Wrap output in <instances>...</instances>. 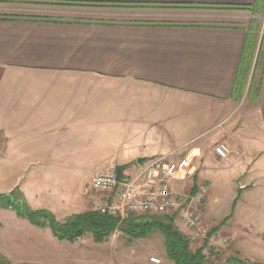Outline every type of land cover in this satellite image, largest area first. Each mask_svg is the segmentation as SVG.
<instances>
[{"label": "crops", "instance_id": "obj_1", "mask_svg": "<svg viewBox=\"0 0 264 264\" xmlns=\"http://www.w3.org/2000/svg\"><path fill=\"white\" fill-rule=\"evenodd\" d=\"M5 2L42 11L0 9V194L17 190L35 210L24 181L42 178L34 167L47 163L55 170L51 179L82 180L99 167L83 159H110L121 174L138 159H208L199 177L219 159L244 183L235 187L240 206L235 211L233 203L225 215L223 233L243 259L264 264V77L253 105L237 107L234 91L248 28L227 23L226 15L125 20L92 13L127 5L228 14L256 0H0V6ZM79 9L92 12L71 11ZM218 145L235 153L230 161L214 153ZM0 222L14 236L22 224L33 227L1 208ZM0 253L9 264H69L45 252ZM159 259L173 264L165 249Z\"/></svg>", "mask_w": 264, "mask_h": 264}, {"label": "rangeland", "instance_id": "obj_2", "mask_svg": "<svg viewBox=\"0 0 264 264\" xmlns=\"http://www.w3.org/2000/svg\"><path fill=\"white\" fill-rule=\"evenodd\" d=\"M4 4H10L0 6V9L5 13H12V11H42V8L37 7L33 8L21 5L14 6L12 2H5ZM109 8L108 10L111 11L98 10L92 12L90 10L81 11L80 9L71 11H80L78 12L79 14L92 12L100 14L99 17L102 18H107L108 14H116L114 19L120 18L125 20L143 18L158 19L160 17L173 18V15H183L182 17L175 16L180 17V20L189 18L197 19V17L201 19H212L209 18L210 16L208 15H216L215 17H217V15H226V19H229L227 23L232 22L231 24L238 23L246 26L251 40L255 42V49L252 52V59H247L244 64L243 68L248 70V74L244 83H240L238 85L235 97H238L236 98V106L239 108H245L246 106L253 105V101L256 100L255 98H257L258 91L260 90L262 84H260V82L264 77V0H258V2H256V4L250 9H227V12H233L228 14H204L196 10L178 12L177 10L168 9H155L157 11L151 12L149 9L152 8H145V6H122L113 7V9ZM55 10L59 14L60 12L69 11L63 9ZM155 15H158L159 17ZM259 51L260 55L257 58V53ZM185 157L189 160V169L193 171V177L188 180L173 183L172 189L179 194H192L191 190L194 186H196V189L199 186H203L206 193L202 206L199 209L201 223L207 233L215 234L217 237L226 241V246L224 247L211 246L210 248H207L205 245L203 247L205 252L203 253L202 250V255L207 259L209 264H231L235 259H239L247 263H253L250 260L243 259L232 244L233 239L231 236L223 233V230H225L223 227L226 223V218H224L225 215L230 213L233 203L235 211L240 206V200L235 202V199L238 197V190L235 187L240 183L244 184L243 181L237 177V174L234 171V168H231V165H221L219 163V159H211L212 163L208 164V168H206L204 174L205 176L199 177L197 173L202 170L204 160L206 161L208 159H192L193 157ZM221 160L227 162L231 159ZM83 161L85 164L87 162H92L93 164L97 162L99 167L97 168L98 170L91 176H87V174H85L86 178L82 180L51 179L50 177L55 176L53 173L55 170L51 168V165L48 163L45 165H36L34 167V171L38 177L42 178L34 179L30 183H28L29 181H24L25 185H30L29 191H27L30 206H34L35 210L36 208L48 207L53 211L55 217L59 220L63 216L74 212H93L91 209L92 204L102 197L95 194L85 195L83 193L85 186L92 180L95 174L97 175L105 170H114L117 173V166H119V164L112 162L110 159H83ZM124 166L128 167V171L122 174H134L138 167L136 161ZM57 174L60 175L59 173ZM23 200L25 201V199ZM158 217L146 215L137 216L132 219L144 221ZM2 223L3 222H0V252L2 251L3 253L5 251L11 254L17 253V251H20V253L45 252L52 258L51 261L62 260L63 262H67L69 264L76 262L79 264H145V262L152 264L150 259H159L165 249L163 246V238L157 231L151 232L145 241H143V239L129 240L119 230H117L100 244L94 243L91 234H85L76 242L69 243L67 241H57L47 228H37L34 226L27 227L24 224H22L21 227H18V233L14 236L10 234V230H5ZM174 225L177 231L189 240L192 250H195L205 244L203 242L204 240L199 236L196 239L191 240V237L194 235L193 231L182 227L176 220H174ZM20 230L22 231V234ZM0 259L5 260V258L1 256V253Z\"/></svg>", "mask_w": 264, "mask_h": 264}, {"label": "built area", "instance_id": "obj_3", "mask_svg": "<svg viewBox=\"0 0 264 264\" xmlns=\"http://www.w3.org/2000/svg\"><path fill=\"white\" fill-rule=\"evenodd\" d=\"M214 153L220 159L235 154L223 145L216 146ZM193 174L187 157L170 160L160 156L146 159L138 165L134 174L119 176L114 170H105L85 186L83 193L100 195L102 198L92 204V211L114 217L119 222L146 215L174 216L182 227L193 231L191 240L199 236L207 248L224 247L226 241L207 233L201 223L199 209L204 200L205 188L199 186L192 194H179L172 189L173 183L191 179ZM150 262L159 264L160 261L151 258Z\"/></svg>", "mask_w": 264, "mask_h": 264}, {"label": "trees", "instance_id": "obj_4", "mask_svg": "<svg viewBox=\"0 0 264 264\" xmlns=\"http://www.w3.org/2000/svg\"><path fill=\"white\" fill-rule=\"evenodd\" d=\"M256 2H258V0H256ZM107 6L128 7L127 5ZM238 9L244 10L246 7H240ZM254 43L255 42L251 40L249 35L245 44V56H243V63L241 64L239 76L235 84V94L237 93L238 85L240 83H244L248 74V70H244L243 66L247 59L249 60L253 57L252 52L255 49ZM248 52H251L250 55H248ZM259 55L260 51L257 53V58ZM261 83L262 81L260 84ZM236 98L238 97L236 96ZM121 170L122 168L117 169V174L119 176L121 175ZM195 190L196 186L193 187L191 192L194 193ZM0 208L13 211L18 218L26 220L34 227L49 229L52 236L60 242L67 241L69 243H74L85 234H91L94 243L100 244L117 230H119L127 239L136 240L147 238L151 232L157 231L163 238V246L165 248L167 258L174 264H209L207 259L202 255V250L205 244L195 250H192L189 240L181 235L175 228L174 216H152L158 218L144 221L131 218L119 222L118 219L114 217L86 211L79 214H72L62 220H59L48 210H32L29 208L23 200L21 193L17 190L9 194H0ZM0 264H7V261L0 259ZM231 264L262 263H247L245 261L235 259Z\"/></svg>", "mask_w": 264, "mask_h": 264}, {"label": "water", "instance_id": "obj_5", "mask_svg": "<svg viewBox=\"0 0 264 264\" xmlns=\"http://www.w3.org/2000/svg\"><path fill=\"white\" fill-rule=\"evenodd\" d=\"M145 159H138L136 161L137 165H141L142 163H144Z\"/></svg>", "mask_w": 264, "mask_h": 264}]
</instances>
